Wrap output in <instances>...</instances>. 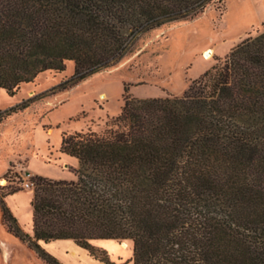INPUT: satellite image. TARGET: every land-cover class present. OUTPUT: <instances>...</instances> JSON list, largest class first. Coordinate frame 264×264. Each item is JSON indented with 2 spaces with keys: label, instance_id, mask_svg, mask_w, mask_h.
<instances>
[{
  "label": "trees",
  "instance_id": "obj_1",
  "mask_svg": "<svg viewBox=\"0 0 264 264\" xmlns=\"http://www.w3.org/2000/svg\"><path fill=\"white\" fill-rule=\"evenodd\" d=\"M220 2L0 0V90L13 96L68 62L72 87L118 64L138 37ZM59 152L77 160L76 179H29L32 236L0 200L3 225L44 264H61L39 244L56 240L98 263L107 259L94 240L131 242L133 264H264V24L181 96L125 88L105 130L62 133Z\"/></svg>",
  "mask_w": 264,
  "mask_h": 264
},
{
  "label": "rangeland",
  "instance_id": "obj_2",
  "mask_svg": "<svg viewBox=\"0 0 264 264\" xmlns=\"http://www.w3.org/2000/svg\"><path fill=\"white\" fill-rule=\"evenodd\" d=\"M262 24L264 0H221L191 21L171 23L138 37L132 52L118 64L72 87H63L74 72L68 62L63 72H43L13 96L0 90V200L22 231L33 235V186H25L31 177L76 179L77 160L59 152L62 133L105 130L106 122L120 113L125 88L137 99L181 96L242 39L261 31ZM93 246L99 249L97 256L107 259L100 264H133L129 241H105L108 252ZM60 254L69 264L98 261L89 253L95 262L82 252ZM0 264H44L8 232L1 206Z\"/></svg>",
  "mask_w": 264,
  "mask_h": 264
},
{
  "label": "crops",
  "instance_id": "obj_3",
  "mask_svg": "<svg viewBox=\"0 0 264 264\" xmlns=\"http://www.w3.org/2000/svg\"><path fill=\"white\" fill-rule=\"evenodd\" d=\"M66 156V155H64ZM69 157V156H66ZM110 241V240H108ZM104 242L105 241H100V240H94L92 245L95 246H101L104 248ZM40 246L50 255L54 256L57 260H59L62 264H69L67 260H65L64 258H62L61 256V252L62 251H71L72 253H76V254H81L84 253L86 256L87 253L80 249L79 247H77L72 241L70 240H56L50 243H43V242H39ZM59 252V254H58ZM66 254V253H65ZM59 255V256H58ZM61 255V256H60ZM89 257V256H88ZM87 257V259L89 260V258ZM90 261V260H89ZM95 262V261H94ZM97 264H99L98 262H96Z\"/></svg>",
  "mask_w": 264,
  "mask_h": 264
},
{
  "label": "built area",
  "instance_id": "obj_4",
  "mask_svg": "<svg viewBox=\"0 0 264 264\" xmlns=\"http://www.w3.org/2000/svg\"><path fill=\"white\" fill-rule=\"evenodd\" d=\"M29 185H32V183H26V185H25V186H26V187H28Z\"/></svg>",
  "mask_w": 264,
  "mask_h": 264
},
{
  "label": "water",
  "instance_id": "obj_5",
  "mask_svg": "<svg viewBox=\"0 0 264 264\" xmlns=\"http://www.w3.org/2000/svg\"><path fill=\"white\" fill-rule=\"evenodd\" d=\"M209 55V53L207 54V56Z\"/></svg>",
  "mask_w": 264,
  "mask_h": 264
},
{
  "label": "bare ground",
  "instance_id": "obj_6",
  "mask_svg": "<svg viewBox=\"0 0 264 264\" xmlns=\"http://www.w3.org/2000/svg\"><path fill=\"white\" fill-rule=\"evenodd\" d=\"M97 264V263H96ZM100 264V263H99Z\"/></svg>",
  "mask_w": 264,
  "mask_h": 264
}]
</instances>
